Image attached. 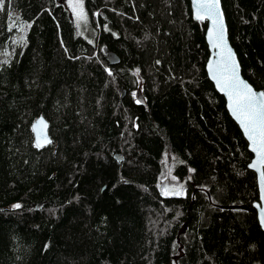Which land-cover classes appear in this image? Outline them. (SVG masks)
Returning <instances> with one entry per match:
<instances>
[{
    "label": "trees",
    "instance_id": "1",
    "mask_svg": "<svg viewBox=\"0 0 264 264\" xmlns=\"http://www.w3.org/2000/svg\"><path fill=\"white\" fill-rule=\"evenodd\" d=\"M82 4L76 35L58 0H0V43L15 16L25 27L0 62V264H264L255 212L221 207H250L256 178L189 0ZM221 5L264 91V0ZM39 115L52 142L37 148ZM166 154L182 192L159 190Z\"/></svg>",
    "mask_w": 264,
    "mask_h": 264
},
{
    "label": "snow or ice",
    "instance_id": "2",
    "mask_svg": "<svg viewBox=\"0 0 264 264\" xmlns=\"http://www.w3.org/2000/svg\"><path fill=\"white\" fill-rule=\"evenodd\" d=\"M69 2L74 11L77 8L81 9L77 13L78 19H84L80 0H76L75 3L73 0H69ZM201 10H203V16L212 18L215 26L209 32L210 37L215 36L213 47H226L223 19L219 13V0H206V2L199 3L197 8L198 19L202 18ZM228 60L230 63L224 65L223 76L218 78L214 72L213 79L217 80V84L221 86L222 90H227L226 94L230 101L232 114L240 122L248 139L252 141L253 151L257 153L259 158L258 162L261 167H264V92H254L251 86L239 78L238 65L230 49L228 50ZM137 102L139 103V101ZM39 123L42 125L43 121ZM36 147H43V144L38 140ZM262 188H264V176H262ZM15 207L19 208L20 205H15ZM262 220H264V214H262Z\"/></svg>",
    "mask_w": 264,
    "mask_h": 264
},
{
    "label": "water",
    "instance_id": "3",
    "mask_svg": "<svg viewBox=\"0 0 264 264\" xmlns=\"http://www.w3.org/2000/svg\"><path fill=\"white\" fill-rule=\"evenodd\" d=\"M190 2V8H191V15L192 17L197 20L205 23L206 28L204 32V39L208 50V57L205 62V72L207 75V78L212 83L214 89L217 91L218 94H220L224 99V106L225 109L230 116V118L234 121V123L239 128L243 138L245 139L247 143V149L251 153L252 157L247 164V168L255 173L256 178V185H257V191H258V199L257 201L253 202L250 207L246 205H226L221 206L225 209H234V210H249L251 212H255L256 219L258 221V225L260 229L264 232V220H262V214H264V188H262V176H264V167H261L258 160L257 153L253 151V144L252 141L248 139V136L245 134L244 129L241 127L240 122L233 116L232 110L230 108V101L228 98V95L226 94L227 90H222L221 86L217 84V80L213 79V73L215 72L218 78H221L224 74V65L226 63H230L228 60V50H231V54L235 57V62L238 65V74L239 78L246 82L249 86L252 87L254 92L260 93L264 92L260 89H255L249 81L244 78L241 71V65L240 61L238 59L237 53L235 49L233 48L232 44L230 43V40L228 38V28L224 16V11L222 9L221 0H219V13L222 16L223 19V27H224V43L226 47H213V42L215 40V36L210 37L209 32L210 30L214 29L213 20L210 17L203 16V10H201V17L200 19L197 18V8L199 3L206 2V0H189ZM136 99L139 102H142V99L139 97L138 94H136ZM43 121V124L41 125L39 122ZM49 124L45 120V118L42 115H39L34 119V121L31 123V130L33 133V140L34 144L36 146L38 140L43 146H46L52 142V139L48 132ZM253 165H256V167H253ZM184 185V181L182 182L181 186ZM180 187H171L168 190V193H176ZM41 206V204H39ZM38 208V207H36Z\"/></svg>",
    "mask_w": 264,
    "mask_h": 264
},
{
    "label": "rangeland",
    "instance_id": "4",
    "mask_svg": "<svg viewBox=\"0 0 264 264\" xmlns=\"http://www.w3.org/2000/svg\"><path fill=\"white\" fill-rule=\"evenodd\" d=\"M65 9L67 10L73 24L74 33L76 35H85L87 30V16L86 11L83 7L82 0H80V3L82 4V11L84 13V19H78L77 13L81 11L80 8H77L76 11L73 10V7L70 5L69 0H58ZM76 0H73V3H75ZM12 23L14 24V29L17 31L9 41V44L7 45V48L4 47L2 43H0V62L7 60L17 43H20L23 39L24 25L19 21V18L15 16V19L12 20ZM162 172L161 177L159 181V190L164 191L166 187H180L181 181L173 177L172 175V169H173V163L172 158L170 155L166 154L164 155L162 159ZM183 191V187H180L178 190L179 192Z\"/></svg>",
    "mask_w": 264,
    "mask_h": 264
}]
</instances>
